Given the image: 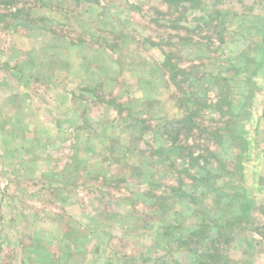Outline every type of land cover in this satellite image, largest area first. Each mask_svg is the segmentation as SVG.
Instances as JSON below:
<instances>
[{"label":"rangeland","instance_id":"374dc122","mask_svg":"<svg viewBox=\"0 0 264 264\" xmlns=\"http://www.w3.org/2000/svg\"><path fill=\"white\" fill-rule=\"evenodd\" d=\"M166 1L0 0V264H13L17 248L4 216L21 223V248H33L57 189L100 241L113 236L114 264L180 258L174 240L187 239L192 209L194 220L227 226L229 252H241L251 229L264 233L249 222L234 163L242 148L209 134L245 102L264 0ZM64 74L71 80L54 82ZM56 94L60 105L41 114L40 98ZM193 96L197 104L186 101ZM188 106L206 130L180 131L172 143L166 126ZM185 140L190 148L179 149ZM189 151L203 158L192 162ZM244 247L229 264L249 258Z\"/></svg>","mask_w":264,"mask_h":264},{"label":"crops","instance_id":"0c3cea01","mask_svg":"<svg viewBox=\"0 0 264 264\" xmlns=\"http://www.w3.org/2000/svg\"><path fill=\"white\" fill-rule=\"evenodd\" d=\"M264 36V35H263ZM260 36L261 42L256 44L257 50L260 51L255 64V70L250 76V82L252 83V95L250 99V105L248 108V117L243 124V138L245 141V147L242 150L240 179L243 182L244 190L246 194V201L250 205L252 210V217L249 222L254 226H264V38ZM56 64V62H55ZM56 75L54 82L66 83L67 79L71 76L64 74V76ZM65 82H64V81ZM71 80V79H70ZM71 83V81H69ZM60 93H62L60 91ZM65 97L66 93L64 92ZM48 100L49 103H46ZM61 95L56 94L53 100L49 97L40 98V110L41 114L46 115L44 112L49 113L50 108L60 105ZM64 106L67 102L64 99ZM58 103V104H57ZM52 104V105H50ZM49 107V108H47ZM9 111L11 108H8ZM11 114V113H10ZM54 126L49 128V134L53 133ZM48 132V129H44ZM46 134V133H45ZM48 134V133H47ZM48 134V135H49ZM42 160V156L40 158ZM37 170L32 174L36 175ZM51 173L54 172H50ZM52 176V175H51ZM53 177V176H52ZM60 194L61 200L52 199L54 204H51L55 208L56 213L47 210L46 206H42L45 212H50L51 215L48 218H44L38 222L34 234L37 238H34V247L21 248V239L24 235L20 226L21 223L8 224L11 221V216H4L1 220L6 222V225H13L16 228L17 238L15 243L17 244L16 253L14 255L13 264H114L116 262V253L113 250H109L108 246H111L110 241L112 237L107 236L103 240H99L97 234H93L98 230L96 226L92 225V229L88 226V223L83 218L82 209L77 210V205L66 203L63 198H68V191L57 189ZM54 193H57L54 191ZM56 195V194H55ZM56 204L59 207H56ZM59 211V213H57ZM37 220H33V224ZM35 227V225H34ZM93 235H91V234ZM32 234V235H34ZM34 235V236H35ZM241 243L240 251L235 252V245L228 253L231 259L244 258L245 247L248 246L251 250L249 258L245 256L244 262L247 264H264V233L257 232L256 230H250V234L244 237ZM90 248H93L91 251ZM244 248V249H243ZM106 249V250H105ZM31 250V251H29ZM105 250V251H104ZM110 252V253H109ZM238 253V255L236 254ZM237 256H236V255Z\"/></svg>","mask_w":264,"mask_h":264},{"label":"trees","instance_id":"16d2710c","mask_svg":"<svg viewBox=\"0 0 264 264\" xmlns=\"http://www.w3.org/2000/svg\"><path fill=\"white\" fill-rule=\"evenodd\" d=\"M175 0H168L166 1L169 5L174 6ZM256 67L253 68L251 71V74L254 72ZM173 70V73L171 74L172 77L175 79V75L177 74V70ZM251 76V75H250ZM250 76L244 80L245 83V96L244 100L245 102L237 106L238 108L233 111V108H230V101H227V107L230 108V116L231 120H226L224 123V126L221 128H216L214 130H211L209 133L215 138V141L218 143H221L224 139H230L232 142H235L239 147L242 148V150L245 147V141L243 138V124L245 123L247 117H248V108L250 105V99L252 95V83L249 81ZM223 79H225L223 77ZM177 83V82H176ZM186 101H190L194 104H197V97L192 98H186ZM222 100L219 99L217 103H219V106L221 105ZM198 116L195 115L194 110L191 109V106L185 110V113L181 118H176L173 120V124H168L166 126L167 130V137L168 139H172V143L175 142V136L178 135L180 131H183L184 134H187L188 132L192 130L198 131L199 134H202L206 130V127L201 125L200 122H203L202 119L197 120ZM200 121V122H199ZM179 149L184 148H190L187 140H185L183 143L179 144L177 146ZM183 156L187 157L192 162H197L198 160H201L203 158V155L201 153L194 154L193 151L186 152V154H182ZM217 158V157H216ZM242 158V154H241ZM217 160L222 161L220 158H217ZM239 164V160L234 159V163ZM238 171H239V165H238ZM240 169H241V162H240ZM181 189V188H178ZM195 211L192 209L190 211L191 217H193V220H191V223L188 224L190 227L187 226L183 228L187 229V239L182 240V237L179 236V238H176L178 243L182 244L184 246L185 252H181L180 258H177V260H171V264H219V263H225L229 264L231 261V258L228 256V248L230 247V238L228 237V234H226L224 231L227 228L225 225H218L216 221L213 220V226L209 225L206 221L202 220L201 222L199 220H194V217H197L195 215ZM174 225V224H173ZM178 229L181 230V223L180 221L178 224ZM264 228V226H262ZM215 232H213V230ZM257 231V230H256ZM181 235V231H179ZM258 232V231H257ZM200 236L202 239H204V245H202L200 251ZM180 246V245H179ZM184 258V259H183ZM184 260V263L180 262ZM188 260V262H187ZM153 262V261H152ZM168 261L164 259V257H159L152 264H168ZM241 264H247L246 262H242Z\"/></svg>","mask_w":264,"mask_h":264}]
</instances>
